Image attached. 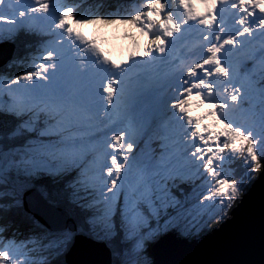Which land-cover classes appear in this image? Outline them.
<instances>
[{"label":"snow or ice","instance_id":"obj_1","mask_svg":"<svg viewBox=\"0 0 264 264\" xmlns=\"http://www.w3.org/2000/svg\"><path fill=\"white\" fill-rule=\"evenodd\" d=\"M82 4L0 0V41L21 31L41 41L26 71L0 78V214L28 229L5 236L0 215V264H58L78 235L112 264H155L149 246L165 230L223 222L264 167V0H117L107 13ZM115 19L143 38L119 64L79 28ZM159 64L171 70L152 81V107L133 114V82ZM151 131L163 135L159 162L144 150ZM36 185L67 210L53 230L22 211ZM239 264H264V237L259 261Z\"/></svg>","mask_w":264,"mask_h":264},{"label":"water","instance_id":"obj_2","mask_svg":"<svg viewBox=\"0 0 264 264\" xmlns=\"http://www.w3.org/2000/svg\"><path fill=\"white\" fill-rule=\"evenodd\" d=\"M3 63H0V66ZM38 203L30 205V196ZM25 210L44 225L55 229L66 211L54 206L34 189L24 193ZM43 204V205H42ZM264 237V167L247 193L219 227L199 238L180 236L169 231L152 244L155 264H239L240 261H259ZM67 264H112L110 252L99 241L78 235L64 254Z\"/></svg>","mask_w":264,"mask_h":264},{"label":"rangeland","instance_id":"obj_3","mask_svg":"<svg viewBox=\"0 0 264 264\" xmlns=\"http://www.w3.org/2000/svg\"><path fill=\"white\" fill-rule=\"evenodd\" d=\"M10 2H12V0H10ZM25 2H26V0H25ZM33 6H35V5H33ZM109 6V5H108ZM108 6H103V5H101V7H95L94 6V4H93V2L91 1H89V0H83V4H82V8L83 9H85L86 11H88V12H91V11H97V12H99V13H107V12H110L111 10H112V8H110V7H108ZM106 18H108V19H112V17L111 16H108V17H106ZM68 24H72L73 25V27H77L76 25H74L73 24V19L70 17L69 19H68ZM103 24V25H102ZM101 25V26H100ZM105 27H107V28H109V29H113V30H117V29H120V31H121V34H122V36L123 37H127L128 36V32L127 31H132L133 33H132V35H131V37H130V39H132L134 36H140V34L137 32V30H136V28H134L132 25H130V24H127V23H121L120 22V20L119 19H115L113 22H111V23H104L103 22V20H100V21H97L96 23H88V24H84V25H81V26H79V28H80V31L83 33V35H84V37H86L85 35H87L88 34V36H94V35H97V34H100V29H106ZM116 27V28H115ZM130 39H128V40H130ZM142 37H140V39L139 40H134L133 41V44L136 46V43L137 42H141L142 41ZM111 42H112V37H110V39H109ZM4 41V40H3ZM3 43V42H2ZM5 44V43H4ZM101 45H103V46H105V45H107V44H101ZM109 46V45H108ZM5 47H7V48H10V45L8 46V45H6ZM4 47V48H5ZM137 47V46H136ZM3 49V48H2ZM106 52H107V50H106ZM104 53H105V51H104ZM38 53L37 52H35V53H33V52H31V55H29V60H28V63L31 61V58L33 57V56H35V55H37ZM4 62V59H3V57H0V63H3ZM36 63H40V61L39 60H37L36 61ZM30 66V64L28 65L27 64V67H29ZM249 68H251V65H249L248 66ZM68 71L69 72H71L72 70L69 68L68 69ZM243 75V74H242ZM69 77V76H68ZM0 78H5L4 77V75H3V72L0 70ZM63 85V84H62ZM142 92H145V93H148V88H143V90H142ZM144 103H145V105H144V107H141L140 105V109H139V107H132V110L133 111H135V112H137V113H141V112H144V111H147V110H149L151 107H152V103H153V100H152V97H151V95L149 94V97L144 101ZM207 106L205 105V108H206ZM133 114H135V113H133ZM152 133H155L154 131H151ZM156 134V133H155ZM152 136V135H151ZM159 136H162V135H160L159 134ZM147 137H148V135H147ZM154 141H156V139L154 140ZM169 144H171L170 142H168ZM149 150L150 152H149V154L150 155H152L153 154V152H152V150L153 149H155V157L157 158V162H159L160 161V157H161V155H162V150H160V148H155V146L153 145V144H151L150 142H149V140H144V150H145V152H148L147 150ZM257 174H260L259 172L257 173ZM185 187H187V186H185ZM32 188H30L29 190H31ZM29 190H26L25 192H27V191H29ZM189 189L187 188V189H185V191H188ZM247 190V189H246ZM245 190V191H246ZM244 191V192H245ZM243 192V193H244ZM242 193V194H243ZM241 194V195H242ZM25 197H24V195H23V198H22V202H23V199H24ZM28 202H29V204L30 205H35L36 203H38V201H37V199H36V196L34 195V196H30V198L28 199ZM43 205V204H42ZM34 207V206H33ZM40 223V222H39ZM215 223H220V222H217V221H212V222H210V223H208L207 224V226L205 227L204 226V224L203 223H200L198 226H196V225H190V224H182L181 225V228H182V230L181 231H178L180 234H182L183 236H188V237H201L203 234V232H204V229H206L207 227L208 228H212L213 227V225H215ZM42 225V224H41ZM44 226V225H43ZM45 227V226H44ZM46 228V227H45ZM186 229V231H184ZM172 229H169V230H165L164 232H163V234L165 235V234H167L169 231H171ZM177 231V230H176ZM188 232H190L191 233V235H188L187 233ZM6 235V234H5ZM23 233H19L18 235H17V239H22L23 238ZM75 241V239L72 241V242H74ZM69 246H71V244L69 245ZM68 246V247H69ZM151 246H152V244L150 245V248H151ZM68 249V248H67ZM151 251V250H150ZM64 253H65V251H64ZM64 253H63V255H64ZM60 258V257H59ZM64 264H67L66 262H65V260H64Z\"/></svg>","mask_w":264,"mask_h":264},{"label":"bare ground","instance_id":"obj_4","mask_svg":"<svg viewBox=\"0 0 264 264\" xmlns=\"http://www.w3.org/2000/svg\"><path fill=\"white\" fill-rule=\"evenodd\" d=\"M26 2H28V0H26ZM200 10H202V8ZM105 28H106L105 30L100 29V34H97L94 36H88V34H87V35H85L86 36L85 38L88 40L94 39L105 52L107 50L106 54L109 56L111 61H114V62L119 64L123 61L128 60L129 54L131 52H134L137 50V47H136L137 43L135 46L133 44V41L139 40L141 36H134L132 39H130V37L133 33L131 31H127L128 36L123 37L120 29L113 30V29H109L107 27H105ZM110 37H112V42L109 40ZM128 39H130V40H128ZM101 44H107V45L103 46ZM179 47H181V45H179ZM176 57L178 58V56H176ZM166 65H167V67L170 66L169 64H166ZM170 70H171V67L166 69L165 64L157 65L155 68L152 69L151 74L147 75L149 77V80H146V84L152 83V81H154L157 78H162L161 74L165 75ZM71 74H72V71L71 72L67 71V73L65 74L67 79H66V81H62V84H63L62 86L67 87L69 89L72 87ZM139 82L142 84L141 80ZM139 82L134 81L133 83H139ZM200 111H202V110L194 109L193 110V116L199 114ZM146 153L148 155H150L149 152H146Z\"/></svg>","mask_w":264,"mask_h":264},{"label":"trees","instance_id":"obj_5","mask_svg":"<svg viewBox=\"0 0 264 264\" xmlns=\"http://www.w3.org/2000/svg\"><path fill=\"white\" fill-rule=\"evenodd\" d=\"M116 3H117V0H94L93 4H94L95 7H97L98 4L103 5V6L108 4L112 8ZM15 39H16V51H15V55H14V62H13V64L8 63L5 66H3V68H2V70L5 72L6 75L17 74L20 71H22V70H19L17 66H20L21 63L23 65V62H25L27 60V57L23 56V53H22L23 48L26 45V43H28V44H33L34 43L32 35H30V34H25L24 33L22 38H19V37L16 36ZM36 43H37V41H36ZM19 61H20V63H19ZM13 65H15V66H13ZM36 187L39 188L40 185H36ZM248 188H249V186H248ZM39 189L43 193L45 192V191L42 190V187L39 188ZM61 207L65 211H67L66 208L63 205ZM22 211L27 213L28 216H33L32 214L28 213L25 210L24 206H23ZM0 215H2L6 221H9L11 223V228L9 229L8 233H5L6 234L5 236L10 235L12 231L17 230V229H18V234L19 233L26 234L28 232V229L25 227V225L23 223L20 222L19 217L15 213H7V214H0ZM150 250H151V248L149 246V253H150L151 258L153 259L152 252ZM58 264H64V255L63 254L60 256Z\"/></svg>","mask_w":264,"mask_h":264}]
</instances>
